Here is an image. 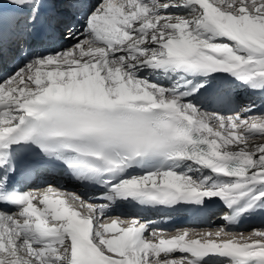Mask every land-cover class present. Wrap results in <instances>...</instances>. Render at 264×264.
I'll list each match as a JSON object with an SVG mask.
<instances>
[{"label":"snow or ice","instance_id":"6c2138e0","mask_svg":"<svg viewBox=\"0 0 264 264\" xmlns=\"http://www.w3.org/2000/svg\"><path fill=\"white\" fill-rule=\"evenodd\" d=\"M0 68V264H264V0H0Z\"/></svg>","mask_w":264,"mask_h":264},{"label":"bare ground","instance_id":"6f19581e","mask_svg":"<svg viewBox=\"0 0 264 264\" xmlns=\"http://www.w3.org/2000/svg\"><path fill=\"white\" fill-rule=\"evenodd\" d=\"M4 71H10L7 68H5ZM178 218V217H177ZM175 219V221L171 224L165 225V227L168 228H177V227H189L191 226V224H187V223H182L181 220Z\"/></svg>","mask_w":264,"mask_h":264},{"label":"rangeland","instance_id":"374dc122","mask_svg":"<svg viewBox=\"0 0 264 264\" xmlns=\"http://www.w3.org/2000/svg\"><path fill=\"white\" fill-rule=\"evenodd\" d=\"M8 69V68H7Z\"/></svg>","mask_w":264,"mask_h":264}]
</instances>
